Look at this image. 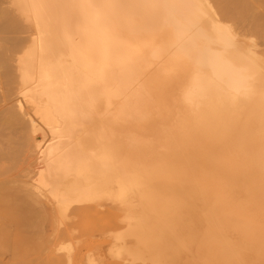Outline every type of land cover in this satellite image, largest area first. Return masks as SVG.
Wrapping results in <instances>:
<instances>
[{"label": "bare ground", "instance_id": "bare-ground-1", "mask_svg": "<svg viewBox=\"0 0 264 264\" xmlns=\"http://www.w3.org/2000/svg\"><path fill=\"white\" fill-rule=\"evenodd\" d=\"M1 1L25 34L14 176L55 233L101 214L80 264H264V0Z\"/></svg>", "mask_w": 264, "mask_h": 264}, {"label": "rangeland", "instance_id": "rangeland-1", "mask_svg": "<svg viewBox=\"0 0 264 264\" xmlns=\"http://www.w3.org/2000/svg\"><path fill=\"white\" fill-rule=\"evenodd\" d=\"M6 6L0 0V264H65V257L56 251L64 242H70L73 247L71 264H80L86 256L97 255L100 250L99 212L93 213L85 206L70 207L66 220L59 224L55 233L56 214L40 193L49 206L53 225L48 217L23 220L18 210L23 196L21 185L29 186L18 183L22 176L14 175H21L25 169L30 171L34 162L26 160L29 151L24 145L27 132L16 124L13 116L18 112L17 65L22 46L19 38L25 34L21 29L12 31L3 25L1 12ZM11 176L15 181L12 182ZM24 213L28 214L27 211Z\"/></svg>", "mask_w": 264, "mask_h": 264}, {"label": "crops", "instance_id": "crops-1", "mask_svg": "<svg viewBox=\"0 0 264 264\" xmlns=\"http://www.w3.org/2000/svg\"><path fill=\"white\" fill-rule=\"evenodd\" d=\"M21 188L23 191V196L18 205V210L21 212L20 214L23 215V220H26V218L32 219L40 216L43 219H47L48 217L51 219L53 225L51 211L44 198L39 193L33 191L29 187L21 185ZM25 211H27L28 214H25Z\"/></svg>", "mask_w": 264, "mask_h": 264}]
</instances>
